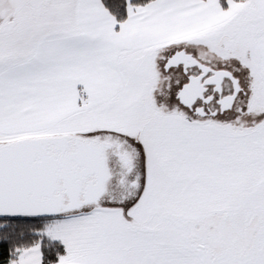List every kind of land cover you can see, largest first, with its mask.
Returning <instances> with one entry per match:
<instances>
[{"label": "snow or ice", "instance_id": "6c2138e0", "mask_svg": "<svg viewBox=\"0 0 264 264\" xmlns=\"http://www.w3.org/2000/svg\"><path fill=\"white\" fill-rule=\"evenodd\" d=\"M0 264H264V0H0Z\"/></svg>", "mask_w": 264, "mask_h": 264}]
</instances>
